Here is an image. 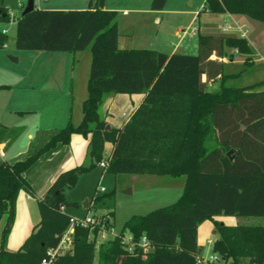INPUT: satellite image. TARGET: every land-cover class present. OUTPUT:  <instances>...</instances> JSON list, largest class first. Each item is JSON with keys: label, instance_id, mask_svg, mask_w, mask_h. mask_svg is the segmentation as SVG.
Segmentation results:
<instances>
[{"label": "trees", "instance_id": "trees-1", "mask_svg": "<svg viewBox=\"0 0 264 264\" xmlns=\"http://www.w3.org/2000/svg\"><path fill=\"white\" fill-rule=\"evenodd\" d=\"M166 2L152 0L151 9L162 10ZM103 5L104 0H87L83 10L34 7L17 20V50H89L91 64L81 122L39 133L27 158L0 164V220L5 219L0 264H41L68 227L69 216L60 211L65 207L64 190L101 162L107 164L104 172L113 175L184 177L183 191L174 203L132 216L123 224L121 231L136 240L145 236L151 252L128 254L117 239L97 249L91 236L98 229L76 228L72 252L57 264H195L197 227L204 221L217 216L264 218V92L253 91L263 82L244 88L222 84L209 92L201 80L205 67L214 64L207 61L212 52L221 56L229 48L250 54L246 39L199 36L197 55L121 50L117 13ZM204 8L211 14L246 16L264 24V0H205ZM8 21L7 9L0 7V22ZM7 38L0 32V48ZM110 94H144V99L122 128L107 131L101 107ZM73 134L89 137L87 163L60 174L37 199L38 224L18 250H8L18 194L33 195L23 174L45 152L69 144ZM106 142L112 143V150L102 161ZM100 199L95 197L94 203ZM113 215L109 213L111 222ZM215 227L214 253L233 264L246 259L264 264V225L227 227L215 222Z\"/></svg>", "mask_w": 264, "mask_h": 264}, {"label": "crops", "instance_id": "crops-1", "mask_svg": "<svg viewBox=\"0 0 264 264\" xmlns=\"http://www.w3.org/2000/svg\"><path fill=\"white\" fill-rule=\"evenodd\" d=\"M204 2L205 0H189L186 9L170 8L165 4L162 10H152L151 4L148 7L140 5L126 7L121 0H104L103 7L117 13L118 47L121 50H153L167 55H188V52L194 53L197 50L198 54L199 36L237 37L235 31L231 30L232 33L227 34L221 31L222 28L229 24L232 26L233 22L244 25L251 53L244 55L236 49L229 48H224L221 56L212 52L207 61L214 64L205 67L206 71L202 74L201 80L205 90L209 92L218 91L222 84L244 88L263 82L262 86L253 90L256 93H263L264 24L246 16L211 14L202 9ZM0 4V7L4 6L2 2ZM68 4L74 6L71 7L76 8L74 10H79L81 5L87 7V0H68ZM3 8L9 10L7 7ZM62 8L64 11L73 10L68 7ZM190 28H195L196 33L188 31L186 35L178 34L181 29ZM171 37L175 38L176 42H172ZM86 51L89 50L38 54L34 57V70L10 76L0 75V87L3 86L0 89V164L27 158L30 155V147L39 133L59 130L69 123L77 126L81 122L82 104L87 98L91 64V54ZM216 65L221 68L216 69ZM143 99L144 94L108 95L101 107V114L109 130L122 128ZM261 106L259 108L262 114ZM111 150L112 143L106 142L102 154L104 160L108 159ZM88 151L89 137L73 134L69 144L56 145L25 171L23 178L33 195L26 191H20L18 194L14 223L7 240L8 250H18L38 224L40 215L37 199L47 193L60 174L86 164ZM95 167L83 175L94 174ZM83 175L78 178V183L81 179L82 182L87 179ZM167 178L182 179L164 185L163 189L174 195L171 199L174 203L183 191L185 178ZM91 187L84 188L83 193L76 197L77 200L78 198L84 200L83 205L87 202L84 209L90 208L87 198L92 193ZM245 219L217 216L213 221L201 223L197 227V255L206 256L213 252V243L218 238L215 222L233 227L248 225ZM242 264L251 263L246 259Z\"/></svg>", "mask_w": 264, "mask_h": 264}, {"label": "rangeland", "instance_id": "rangeland-1", "mask_svg": "<svg viewBox=\"0 0 264 264\" xmlns=\"http://www.w3.org/2000/svg\"><path fill=\"white\" fill-rule=\"evenodd\" d=\"M3 3V7H7L10 11L14 12L15 19H18L22 14L27 0H0ZM123 6L140 5L142 7H148L152 0H121ZM21 4V7L19 6ZM1 5V4H0ZM34 6L40 10H61L62 7H68V9L74 6L68 4V0H34ZM167 7L170 8H183L186 9L189 6V0H167ZM85 9L80 6L79 10ZM117 21V18H116ZM169 27L167 26V29ZM2 29L7 30V42L0 48V75L10 76L15 73H24L26 71L34 70V57L38 54L47 55L49 52H36V51H20L15 48V30L16 23H4L0 22V31ZM170 29V28H169ZM168 29V30H169ZM171 31V29H170ZM172 32V31H171ZM229 30L227 34H231ZM172 42H176L175 38L171 37ZM189 51V50H187ZM195 52H188V55H197ZM89 52V51H86ZM10 58H15L17 62H12ZM105 158L102 155V161ZM85 176V182L81 180L75 183L74 186L66 188L63 192L64 199V212L68 216L82 217L89 214H102L104 212H112L113 220L111 222L113 231L115 233L121 231L123 224L132 216H143L156 209L165 207L172 204L171 199L174 195L167 193L163 188L164 185L177 182L176 180L182 179H170L167 177H150L144 175H127V174H108L97 165L95 167V173ZM81 177V176H80ZM182 178V177H180ZM171 180V181H170ZM82 182V183H81ZM91 187L92 193L88 196V202H93V197L97 188H103L104 192L100 193L101 199L94 204H90V208L84 209L83 201L77 200V196H80L84 188ZM246 224L248 225H264V218H246ZM4 218L0 220V242L1 233L4 227ZM9 237V236H8ZM8 240V239H7ZM7 246V245H6ZM209 255V254H208ZM206 255V256H208Z\"/></svg>", "mask_w": 264, "mask_h": 264}, {"label": "built area", "instance_id": "built-area-1", "mask_svg": "<svg viewBox=\"0 0 264 264\" xmlns=\"http://www.w3.org/2000/svg\"><path fill=\"white\" fill-rule=\"evenodd\" d=\"M44 1V0H41ZM21 7V4H19ZM206 11V9L202 8ZM9 17L8 23L13 24L17 23L18 19H15L14 12L7 10ZM229 30L236 32L237 37L247 38V30L244 25L233 22L232 26L225 25L222 28L223 33H227ZM196 33L195 28L190 29H181L179 30V35H186L187 32ZM2 34H7L6 29L0 31ZM99 166L104 170L107 166L106 162H101ZM103 188H97L93 197L99 196L100 193H103ZM90 203V204H91ZM61 212H64V207L60 208ZM76 228H89L91 231L98 229L97 235L95 237L91 236V239L94 238L96 242V248L98 249L100 245L105 244L106 242L113 241L115 239L119 240L121 248L128 254H134L137 250H142L144 253L151 252L153 247L151 243L145 236H142L138 240L128 231H119L115 233L111 225V219L109 217V212H104L102 214H89L82 217L69 216V222L67 229L59 237L58 244L56 247L48 249L45 256L41 259V264H57L58 260L67 253H71L73 250V235ZM195 264H233L230 261L224 259L221 255L211 252L208 256H199L195 257Z\"/></svg>", "mask_w": 264, "mask_h": 264}, {"label": "water", "instance_id": "water-1", "mask_svg": "<svg viewBox=\"0 0 264 264\" xmlns=\"http://www.w3.org/2000/svg\"><path fill=\"white\" fill-rule=\"evenodd\" d=\"M34 7H35L34 6V0H27V3H26V6H25V8H24V10L22 12V15L24 16V15L30 13L31 11L34 10ZM10 60L12 62H17V60L15 58H10ZM105 130L109 131V126L108 125H106ZM232 153H233L232 151H229L228 155L230 156ZM83 207L84 208L87 207V202L83 205Z\"/></svg>", "mask_w": 264, "mask_h": 264}]
</instances>
